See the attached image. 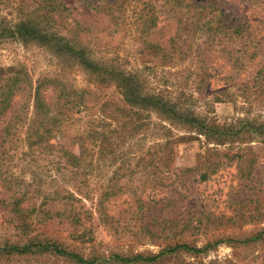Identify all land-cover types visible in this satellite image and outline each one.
<instances>
[{
	"label": "rangeland",
	"instance_id": "obj_1",
	"mask_svg": "<svg viewBox=\"0 0 264 264\" xmlns=\"http://www.w3.org/2000/svg\"><path fill=\"white\" fill-rule=\"evenodd\" d=\"M96 1L0 0V29L11 28V23L30 13L43 14L47 8L54 7L47 15V21L56 32L73 34L69 32L71 21H79L80 29L74 34L81 38L96 36L93 41L97 43L94 45L98 51L110 50V57L125 68L138 66L152 87L163 88L172 95L179 92L182 100L187 98L192 112L208 122L235 128L245 121L264 122V37L261 51L252 62L244 56L237 65L233 62V58H237L236 53L225 55L211 50L202 55V61L192 51L184 59H175L165 63L167 65H153L149 62L151 55L141 57L137 54L140 58L137 57L132 39L125 29L106 35L111 28V18L109 14L93 10L92 5ZM56 2L72 9L68 21L57 14ZM161 25L158 24V27ZM254 25L264 29L263 25ZM82 26L87 29L81 30ZM163 32L164 41L172 33L170 25ZM0 34H3L0 36V68L21 66L32 80L44 74H61L75 85L91 88L96 96L116 95L112 87H98L78 67L62 64L46 48L23 43L8 35V31L0 30ZM200 67L208 74L202 83L198 76ZM95 110L91 109L94 114ZM146 123L142 127L145 134L139 147L141 150L151 147L148 152H157L156 158L163 155L165 162L147 164L133 161L124 166L108 163L103 168H91L90 173L85 175L88 177V188H97L96 183H105L115 189L121 186V189L106 201L109 215L106 225L96 219L97 215L87 218L85 226L91 228L92 241L80 243L71 240L68 229H61L56 224L55 214L62 210L64 198L61 189L65 187L74 191L83 176L75 177L73 168H60L64 160L56 150H31L25 145L6 150L8 148L0 144V242L27 240L25 235L20 236L12 219L10 203L13 199L8 186H13L16 190H28L24 204L29 207L34 205L38 215L55 217V221L44 228L46 233H42L41 238H56L84 256L90 254L91 248L104 253L155 255L167 245L186 242L200 251L178 250L153 262L135 264H264V233L254 241H236L264 228L262 137L253 130L243 129L235 138H227L220 144H209L205 151V148L201 149L203 138L200 141L191 139L188 143L175 142L176 137L193 132L188 127H171L153 112L146 118ZM169 138L172 141L169 147L158 145ZM159 148L162 150L158 151ZM199 153L210 161L220 162L217 171L205 181L198 179L197 170L193 168ZM88 170L86 168L84 172ZM5 176L6 181L3 179ZM182 184L183 187L179 188ZM202 200L209 207L203 211L199 206ZM74 204L79 205V202L74 200ZM89 205L90 201H86L85 208ZM173 219L180 221L172 225L166 223ZM187 219L190 223H184ZM42 231V226L35 224L31 234ZM0 264L73 263L53 255L30 254L8 256L0 259Z\"/></svg>",
	"mask_w": 264,
	"mask_h": 264
},
{
	"label": "trees",
	"instance_id": "obj_2",
	"mask_svg": "<svg viewBox=\"0 0 264 264\" xmlns=\"http://www.w3.org/2000/svg\"><path fill=\"white\" fill-rule=\"evenodd\" d=\"M240 4H243L242 7H239ZM55 5L57 14H61L60 18L66 21L72 9L62 2ZM92 8L110 15L111 28L106 35L125 29L132 39L136 55H151L149 62L153 65H167L165 63L175 59H184L192 51L202 61V55L211 50L225 55L236 53L237 58H233V62L237 65L244 56L248 62H252L261 51L264 37V29L254 25L264 26L262 0H97ZM52 9L47 8L43 14L30 13L11 23V28L0 30L8 31V35L23 43L46 48L62 64L78 67L98 87H112L116 95L105 98L99 97V94L96 96L91 88L75 85L61 74H44L32 80L21 66L0 68V144L7 147L6 150L15 149L18 145H25L31 150H56L64 160L60 162V168H73L75 177L83 176L74 191L65 187L61 189L64 198L62 210L55 214L56 224L61 229H68L72 241H92L91 228L85 226V221L97 215L96 219L106 225L109 217L106 201L121 189V186L115 189L105 183H96L97 188H88V177L85 175L90 173L91 168H103L108 163L124 166L133 161L147 164L165 162L163 155L156 158L157 152H148L151 147L146 150L139 147L145 134L142 127L147 125L146 118L151 112L162 121H167L171 127L182 125L193 131L186 136L176 137L175 142L188 143L191 139L200 141L203 138L201 149L205 148V151L209 144H220L227 138H235L243 129L257 132L264 141V122L245 121L237 128L208 122L192 112L187 98L182 100L179 92L172 95L163 88L152 87L143 77L141 68H125L110 57V50L98 51L94 45L97 43L93 41L96 36L81 38L74 34L80 29V23L74 21L73 17L70 18L73 19L72 24L69 23V32L73 34L56 32L47 21ZM128 11L131 13L128 14ZM160 23L162 25L158 27ZM167 25H170L172 33L163 41V30ZM86 29L81 28L83 31ZM198 71L199 82L202 83L208 74L202 67ZM92 108L96 109L95 114ZM171 142L170 139L158 145L165 148ZM198 156L193 168L197 170L198 179L205 181L217 171L220 162L210 161L201 153ZM86 168L89 170L84 172ZM3 179L6 181V176ZM8 188L13 199L10 205L15 228L27 240L0 242L1 260L8 256L47 254L73 264H135L153 262L178 250L200 251L186 242H176L155 255L104 253L91 248L90 254L84 256L56 238H41L40 235L46 233L44 228L49 222H54L55 217H43L36 213L34 205H25L28 190H16L13 186ZM74 200L79 205L74 204ZM86 201H90L88 208H85ZM199 206L201 211L209 208L203 200ZM175 221L178 223L180 220L173 219L166 223L172 225ZM184 223H190V220ZM35 224L43 228L39 234H31ZM263 233L264 228L236 241H254L261 238Z\"/></svg>",
	"mask_w": 264,
	"mask_h": 264
}]
</instances>
